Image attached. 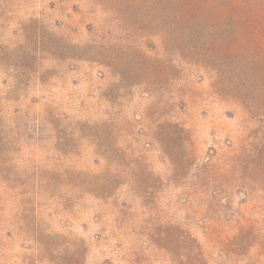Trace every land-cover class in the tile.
I'll use <instances>...</instances> for the list:
<instances>
[{
	"label": "rangeland",
	"instance_id": "1",
	"mask_svg": "<svg viewBox=\"0 0 264 264\" xmlns=\"http://www.w3.org/2000/svg\"><path fill=\"white\" fill-rule=\"evenodd\" d=\"M0 264H264V0H0Z\"/></svg>",
	"mask_w": 264,
	"mask_h": 264
}]
</instances>
